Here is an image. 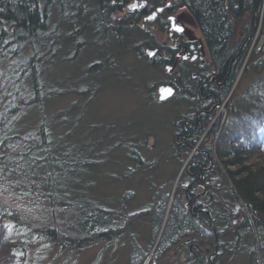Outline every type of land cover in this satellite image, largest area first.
<instances>
[{"label":"trees","instance_id":"obj_1","mask_svg":"<svg viewBox=\"0 0 264 264\" xmlns=\"http://www.w3.org/2000/svg\"><path fill=\"white\" fill-rule=\"evenodd\" d=\"M94 1L0 0V58L15 61L7 75L6 71L0 75V80L9 84L4 86L5 104L0 109V264H44L52 246L76 251L96 239L114 243L122 234L131 242L130 257L135 264H142L152 249L153 258L160 260L175 244L185 247L188 262L165 260L163 264H205L206 253L185 240L201 237L228 257L246 246L248 262L264 264V0H172V5L183 7L200 32L209 61L203 71L221 80L228 75L222 97L232 88L241 66L244 75L253 70L259 76L231 98L238 96L234 113H241V102L245 114L233 122L232 131L228 126L229 131L223 132L225 138H220L223 144L216 149L215 165L204 172L206 192L199 195L196 205L192 203L195 193H200L198 185L186 171L180 176L181 182H186V200L179 192L182 187L173 191L174 177L151 183L152 194L139 208L150 216L145 238L138 237L140 232L135 229L127 233L135 221L127 208L132 196L129 189L118 206L102 202L94 191L97 181L92 178L88 184L83 180L99 164L98 158L78 151L71 141L59 142L52 121L42 116V83L34 51L48 27V15L55 11L57 26L65 30L58 37L60 43L70 40L66 32L76 28L74 31L81 34L88 33V42L94 38L104 41L114 32L104 26V14L95 9L101 7L100 2ZM82 2L91 10L84 9ZM74 7L78 15L68 14ZM246 15L251 19L243 26L245 34L238 38V27ZM257 30L263 40L254 45ZM82 42L75 43L81 46ZM25 45H30V54L27 60H20L17 51ZM14 72L17 75L11 80ZM190 78L182 82H192L188 92L200 84L199 78ZM35 113L41 118L25 125L21 122L24 116L37 117ZM205 150L213 151L212 144ZM188 153L189 149L185 155ZM194 158L197 163L202 158L209 161L202 151ZM197 163L191 168L199 171ZM215 234L219 238L216 241Z\"/></svg>","mask_w":264,"mask_h":264},{"label":"rangeland","instance_id":"obj_2","mask_svg":"<svg viewBox=\"0 0 264 264\" xmlns=\"http://www.w3.org/2000/svg\"><path fill=\"white\" fill-rule=\"evenodd\" d=\"M98 2L95 0L94 4ZM81 5L84 9L91 10L84 2ZM76 8L68 9V14H76ZM92 13L88 12L89 15ZM55 17V11L48 15V27L42 31L39 38L41 41L37 40L35 44L39 49L34 51L35 65L42 83V116L52 121L59 142L64 144L65 141H71L78 151L93 153L98 158L99 164L92 167L83 180L88 184L92 178L97 181L93 190L97 192L102 202L118 206L119 199L124 196L127 188L129 189L132 196L127 208L131 210L132 219L135 221L130 225L131 228L127 233L130 234L135 229L140 232L139 237L145 238L150 231L148 225L150 216L146 217V211L139 212V208L152 194L151 183H163L174 177L173 191H178L176 187H182L179 192L184 200L186 182L183 184L181 178L178 179L177 176L179 172L182 176L186 171L195 177L198 185L196 189L200 193H195V201L192 203L196 205L199 195L206 192V184L202 182L206 179L204 172L215 165L214 159L218 158L216 149L223 144L220 138H225L223 132L229 131L228 126L232 131L233 122L236 124L245 114H242V104L240 102L239 105L241 108L239 113H241L237 114L232 107L235 108L238 96L235 95L236 98L228 101L219 100L216 106L208 110V113L211 112L210 115L208 114L209 119H205L204 124L200 125L196 138L184 140L177 133L184 126V122L190 123L189 116L196 111L198 105L187 98L188 90L183 83H179V86H183L182 92L175 97L172 96V99L170 97L160 101L157 92L158 85L164 82L167 73L168 80L171 79V75H176V66L173 71L166 73L158 63L151 62L147 50L155 49L154 46L147 48L146 44H138L132 26L128 30H119L114 36H107L104 41L94 38L89 42L88 33L81 34L74 31L77 30L76 28L66 32L71 37L70 40L60 43L58 37L65 30L57 26L58 20ZM250 19L251 16L246 15L238 27V38L245 34L243 26ZM61 25L64 26L62 23ZM189 30L191 33H194V30L195 33H200L190 26ZM157 38L161 39V43L164 42L166 32L158 31ZM73 40L84 42L79 46ZM262 40L257 30L253 44L261 43ZM30 49V45L22 47L17 51L21 56L18 58L27 60ZM143 50H146L148 56L141 53ZM204 54L208 58L206 51ZM14 62L9 59L3 61L0 58V75H3L4 71L7 75L11 71L10 68H13ZM243 71L244 68L242 69L241 66L237 74V83L231 88L237 95L259 76L253 70H249L245 75ZM262 71L264 72V68ZM14 74L17 75L15 72L12 73L11 80ZM183 78L185 81L190 80L189 77ZM1 82L0 80V109L5 104L4 86L9 87L7 82L2 84ZM19 88L21 89L20 86ZM35 114L37 117L28 115L20 120L24 125L35 122L36 118H41V114ZM208 144L213 146L211 151L215 155L214 158L211 151L205 150ZM187 149L189 153L185 155ZM198 151L204 152L209 161H203V158L201 162L198 160L196 166L199 171H196L191 166L196 164L197 160L194 156ZM153 163L156 164L155 167L149 168ZM168 210L169 204L164 218L165 223ZM198 212L195 211L194 216H197ZM217 239H219L218 235L215 234V241ZM185 240L190 247L195 246L200 251H204L207 257L214 253L213 244L211 241L208 242V239L201 237L192 241L188 238ZM111 242V240L96 239L76 251L60 250L59 247L52 246L44 264H129L131 248L128 236H123L114 243ZM142 242L145 243L144 240ZM179 245L170 246L165 257L160 260L153 258L152 249L145 258L144 264H160L165 260L172 263L175 260L187 263V251L183 245L180 247ZM241 249L233 257L220 253V264H250L247 247ZM193 253L195 257V252ZM28 258L31 262L33 257L29 255Z\"/></svg>","mask_w":264,"mask_h":264},{"label":"flooded vegetation","instance_id":"obj_3","mask_svg":"<svg viewBox=\"0 0 264 264\" xmlns=\"http://www.w3.org/2000/svg\"><path fill=\"white\" fill-rule=\"evenodd\" d=\"M99 2L103 9L105 6H111L109 12L104 9V26L114 32L112 36L119 30H128L132 26L134 37L138 40V44H146L147 48L154 46L156 49L155 55L151 58L147 55L146 50L141 51V53L147 55L151 62L162 66L166 73L173 71L174 66L177 67L176 75H171L170 80L167 79V73L166 78L163 80L164 84H173L176 89L180 90L183 86H179V83L185 81L184 76L189 77L188 79H191L190 76L199 78L201 82L197 92V97L199 98L196 102L198 105L196 106L197 109L189 116L191 117L189 118L190 123L184 122V126L177 133L184 140L186 138H196L200 125L204 124V120L211 113H208V110L216 106L221 99L228 75L226 78L219 80L217 76L210 78L209 74H205V71H203L209 61L206 54H204L206 47L200 35L195 33V30L194 33L189 30V26L195 29L192 19L182 6L172 5V0H100ZM133 3L139 6L136 9L130 8L129 5ZM160 9L163 10L159 11ZM154 12V19H146V17L152 16ZM78 13L75 15H78ZM119 13L122 14L117 15ZM169 17H174L175 22L182 26L185 31L182 33L176 32L172 27L173 21L169 20ZM163 30L166 32V38L161 43V39L157 38V32H162ZM104 38L106 39L107 37ZM181 64L182 69L179 71ZM191 84L185 83L184 87L189 91ZM176 94L177 92H175L174 97ZM199 209L202 210V208ZM220 257L221 255L216 246L214 253L207 257L208 262L205 264H219Z\"/></svg>","mask_w":264,"mask_h":264},{"label":"bare ground","instance_id":"obj_4","mask_svg":"<svg viewBox=\"0 0 264 264\" xmlns=\"http://www.w3.org/2000/svg\"><path fill=\"white\" fill-rule=\"evenodd\" d=\"M95 9L98 10L97 12H101L102 14H104V9H106V11L109 12V8H108L107 6H105L104 9H103L102 7H100V8H95ZM95 9L93 8V11H94ZM93 11H92V12H93ZM201 40H202V39H201ZM205 74H209L210 78H211L212 76H217V75H215V74H210V73H206V72H205ZM217 77H218V76H217ZM236 79H237V77H236ZM236 79L233 81V85L237 83V80H236ZM219 80H221V79L219 78ZM238 80H239V79H238ZM200 82H201V81H200ZM199 86H200V84L197 86V89H196V90L194 89V91H193V89H192V92H188V94H187V98H189L190 101H194V102H196V101L199 100V98L197 97V92H198V88H199ZM193 88H194V87H193ZM175 91H176V92H182V90H179V89H175ZM223 92H224V91H223ZM222 94H223V93H222ZM222 94H221V99H220V101H221V100L228 101L229 99H231V98L233 97L234 92H233V90L230 89V91H228L224 97H222ZM174 95H175V94H174ZM174 95H173V96H174ZM171 99H172V97H171ZM183 143H184V142H183ZM177 178H178V179L181 178V177H180V172H179ZM159 234H160V232H159ZM122 237H123V234L120 235V236H118L117 239L122 238ZM138 237H139V236H138ZM129 243H130V248H131V242H129ZM46 260H47V258L45 259V261H46ZM45 261H44V262H45ZM129 264H135V263L132 261V258H131V257H129ZM142 264H144V261L142 262ZM161 264H163V261H162Z\"/></svg>","mask_w":264,"mask_h":264},{"label":"snow or ice","instance_id":"obj_5","mask_svg":"<svg viewBox=\"0 0 264 264\" xmlns=\"http://www.w3.org/2000/svg\"><path fill=\"white\" fill-rule=\"evenodd\" d=\"M138 6L139 5L136 4V3H133V4L129 5V7L132 8V9H136ZM162 10L163 9H160L159 11H162ZM154 18H155V12L152 14V16L146 17V19H154ZM169 20L173 21L172 27H173V29L176 32H181L182 33V32L185 31V29L182 26H180L178 23L175 22V18L174 17H169ZM149 55L154 56L155 53L150 52ZM185 58L187 59V57H185ZM161 91L166 93V94H168V95H171V92H172L171 89H161ZM7 227L11 228V225H8Z\"/></svg>","mask_w":264,"mask_h":264},{"label":"water","instance_id":"obj_6","mask_svg":"<svg viewBox=\"0 0 264 264\" xmlns=\"http://www.w3.org/2000/svg\"><path fill=\"white\" fill-rule=\"evenodd\" d=\"M254 14H255V12H254ZM147 52L148 53H150V52L155 53L156 49H148ZM149 57H151V55H149ZM168 67L170 68V66H168ZM161 89H171L172 90L171 95H168V94L162 92ZM175 89L176 88L173 84H160V85H158V87H157L158 99L160 101L167 100L168 98L172 97L175 94V92H176Z\"/></svg>","mask_w":264,"mask_h":264}]
</instances>
